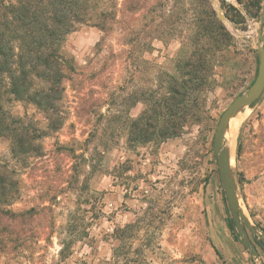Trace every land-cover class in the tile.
<instances>
[{
    "label": "rangeland",
    "instance_id": "obj_1",
    "mask_svg": "<svg viewBox=\"0 0 264 264\" xmlns=\"http://www.w3.org/2000/svg\"><path fill=\"white\" fill-rule=\"evenodd\" d=\"M219 2L89 0L97 25H78L61 44L70 79L55 109L6 104L0 264H263L264 92L240 111L232 165L259 258L242 242L213 143L258 74L264 0L259 13L255 0ZM189 59L195 104L175 135L169 87Z\"/></svg>",
    "mask_w": 264,
    "mask_h": 264
},
{
    "label": "trees",
    "instance_id": "obj_2",
    "mask_svg": "<svg viewBox=\"0 0 264 264\" xmlns=\"http://www.w3.org/2000/svg\"><path fill=\"white\" fill-rule=\"evenodd\" d=\"M237 1L243 3V0ZM89 4V0H0V132L12 130L13 120L6 108L11 101L33 103L48 113L55 109L65 90L64 80L70 79L66 70L69 62L60 53V46L78 25H97L89 12ZM254 6L259 13L261 0H255ZM190 67L189 59L181 67L176 84L169 87L172 92L169 98L174 105L168 111L179 115L173 125L175 135L183 132L190 108L195 104L192 93L196 89L192 86ZM167 99L164 97V102ZM152 119L150 116L149 120ZM150 121L147 125L152 126ZM59 124L52 122L51 125L58 127ZM14 139L19 153H30L25 133L14 134ZM6 184L5 176L1 175L0 199L7 195ZM230 229L235 230L234 226ZM70 246L71 243L64 242L62 258L68 257Z\"/></svg>",
    "mask_w": 264,
    "mask_h": 264
},
{
    "label": "water",
    "instance_id": "obj_3",
    "mask_svg": "<svg viewBox=\"0 0 264 264\" xmlns=\"http://www.w3.org/2000/svg\"><path fill=\"white\" fill-rule=\"evenodd\" d=\"M218 15L222 21L227 22L226 18L222 14V8L220 6L218 7ZM259 53L260 63L258 74L255 80L253 81L247 92L236 97L223 112L216 128L213 143V149L217 157V163L222 179L223 189L229 203L235 224L237 225L240 234L243 236L242 242L244 246L247 247L250 250L251 254L256 258H259L260 254L258 250L253 247L247 229H250L253 234L257 233V229L248 222L246 215L240 207L237 185L230 163V155L226 150L224 141L226 131L231 119L234 118L244 108L257 101L264 92V46H259Z\"/></svg>",
    "mask_w": 264,
    "mask_h": 264
},
{
    "label": "bare ground",
    "instance_id": "obj_4",
    "mask_svg": "<svg viewBox=\"0 0 264 264\" xmlns=\"http://www.w3.org/2000/svg\"><path fill=\"white\" fill-rule=\"evenodd\" d=\"M215 4L218 5L220 2L219 0H214ZM241 114V112H239L234 118H232V121L234 120V122H232V124L230 125L228 132L226 133V136L228 137V147L229 150L226 148V150L228 151L229 155H230V163L231 166L234 164L235 162V156H234V147H235V140H236V130L239 126V123L242 119V117H238ZM235 121H238L237 123ZM230 122V123H231Z\"/></svg>",
    "mask_w": 264,
    "mask_h": 264
},
{
    "label": "crops",
    "instance_id": "obj_5",
    "mask_svg": "<svg viewBox=\"0 0 264 264\" xmlns=\"http://www.w3.org/2000/svg\"><path fill=\"white\" fill-rule=\"evenodd\" d=\"M262 263L264 264V261Z\"/></svg>",
    "mask_w": 264,
    "mask_h": 264
}]
</instances>
